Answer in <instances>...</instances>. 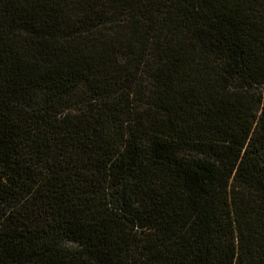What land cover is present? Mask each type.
<instances>
[{
	"label": "trees",
	"instance_id": "trees-1",
	"mask_svg": "<svg viewBox=\"0 0 264 264\" xmlns=\"http://www.w3.org/2000/svg\"><path fill=\"white\" fill-rule=\"evenodd\" d=\"M0 264H264V0H0Z\"/></svg>",
	"mask_w": 264,
	"mask_h": 264
}]
</instances>
